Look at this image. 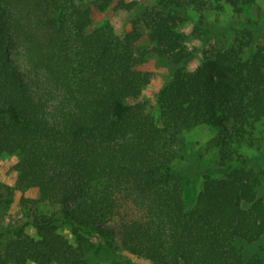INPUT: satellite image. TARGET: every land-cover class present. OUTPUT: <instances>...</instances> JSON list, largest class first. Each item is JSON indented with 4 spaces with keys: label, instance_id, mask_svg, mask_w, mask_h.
I'll return each mask as SVG.
<instances>
[{
    "label": "trees",
    "instance_id": "obj_1",
    "mask_svg": "<svg viewBox=\"0 0 264 264\" xmlns=\"http://www.w3.org/2000/svg\"><path fill=\"white\" fill-rule=\"evenodd\" d=\"M254 1L0 0V158L16 176L0 182V264H264V169L242 152L264 122V43L246 27L211 43L206 19ZM109 9L129 29L94 26ZM151 58L168 75L155 113ZM198 125L217 131L221 177L179 164Z\"/></svg>",
    "mask_w": 264,
    "mask_h": 264
},
{
    "label": "rangeland",
    "instance_id": "obj_2",
    "mask_svg": "<svg viewBox=\"0 0 264 264\" xmlns=\"http://www.w3.org/2000/svg\"><path fill=\"white\" fill-rule=\"evenodd\" d=\"M150 1V0H141ZM93 25L99 26L105 22H109L117 33L127 30L130 27L129 15L124 11H113L111 9L102 13L94 12ZM198 15L189 11V19L182 26V30L189 34L196 23ZM208 23L213 25L217 31L215 37L210 39L211 43L223 41L231 43L238 29L249 28L255 33L254 43H264V0H255L253 5L245 8L241 15L233 13L232 9L223 4L220 11L210 10L206 13ZM189 46L193 51L192 59L187 63L188 70L195 69L202 59V40L189 36ZM203 39V36H202ZM146 70L153 73L150 84L145 88L142 100L146 102L152 113L156 110V94L168 80L167 70L163 63L151 58L144 66ZM216 129L206 125H198L184 131L183 140L187 147L185 159L180 161V165H188L189 160L193 162L190 166L193 172L208 173L214 177H221L226 171L227 165L218 166L217 149L208 148V141L216 134ZM256 140L252 147H242V152L248 157L249 163L264 169V122L256 128ZM15 163V158L9 155H3L0 158V182L13 185L15 174L11 170V166ZM200 180H198V183ZM35 191L24 193V197H35ZM190 192L186 194V198L190 197ZM20 193H16L13 203L9 207L4 217V222H8L10 218H15L21 211ZM46 207H41L44 211ZM46 211V210H45ZM72 241L75 238L65 231ZM139 264H150L145 259H135Z\"/></svg>",
    "mask_w": 264,
    "mask_h": 264
}]
</instances>
